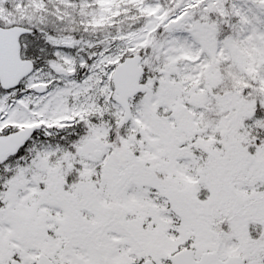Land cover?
<instances>
[{"label":"snow or ice","instance_id":"1","mask_svg":"<svg viewBox=\"0 0 264 264\" xmlns=\"http://www.w3.org/2000/svg\"><path fill=\"white\" fill-rule=\"evenodd\" d=\"M0 264H264V0H0Z\"/></svg>","mask_w":264,"mask_h":264}]
</instances>
